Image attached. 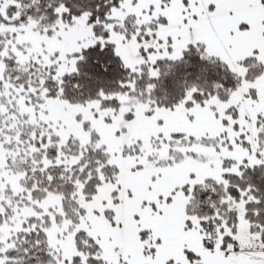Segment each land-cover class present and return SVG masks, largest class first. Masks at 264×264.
Returning <instances> with one entry per match:
<instances>
[{
  "label": "snow or ice",
  "instance_id": "6c2138e0",
  "mask_svg": "<svg viewBox=\"0 0 264 264\" xmlns=\"http://www.w3.org/2000/svg\"><path fill=\"white\" fill-rule=\"evenodd\" d=\"M0 264H264V0H0Z\"/></svg>",
  "mask_w": 264,
  "mask_h": 264
}]
</instances>
